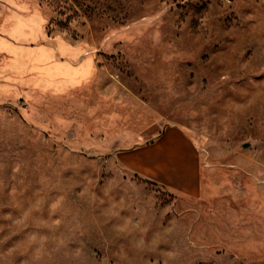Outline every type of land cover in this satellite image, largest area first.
<instances>
[{"label":"rangeland","instance_id":"1","mask_svg":"<svg viewBox=\"0 0 264 264\" xmlns=\"http://www.w3.org/2000/svg\"><path fill=\"white\" fill-rule=\"evenodd\" d=\"M0 264H264V0H0Z\"/></svg>","mask_w":264,"mask_h":264},{"label":"crops","instance_id":"2","mask_svg":"<svg viewBox=\"0 0 264 264\" xmlns=\"http://www.w3.org/2000/svg\"><path fill=\"white\" fill-rule=\"evenodd\" d=\"M120 159L144 178L193 197L202 193L198 149L178 127H168L150 144L120 153Z\"/></svg>","mask_w":264,"mask_h":264}]
</instances>
